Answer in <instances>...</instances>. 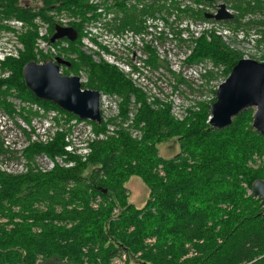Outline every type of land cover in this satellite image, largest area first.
<instances>
[{"label": "trees", "instance_id": "1", "mask_svg": "<svg viewBox=\"0 0 264 264\" xmlns=\"http://www.w3.org/2000/svg\"><path fill=\"white\" fill-rule=\"evenodd\" d=\"M233 1L241 15L264 9V0ZM60 2L86 5V0ZM123 10L124 22L142 11L132 4ZM31 37L33 32L23 37L19 58L5 61L11 75L0 80V107H9L4 96L14 89L21 99L58 109L24 84L22 68L35 60ZM208 57L226 64L227 75L240 59L218 39L200 40L194 58ZM70 65L85 66L88 88L121 95L122 111L130 96L140 102L135 118L144 124L142 138L131 139L121 130L94 142L87 159L71 168L0 174V215L20 218L0 232V264H84L85 257L90 264H110L122 254L127 256L122 264H264V206L251 193L253 182L264 180V162L257 169L247 166L253 154L264 156V136L251 126L254 110H243L221 129L208 126L207 106L178 122L166 108L151 109L115 67L79 52ZM24 119L29 122V115ZM93 126L96 132L104 127ZM170 139L178 152L161 157L157 146ZM34 149L28 159L40 151L52 154L46 145ZM132 176L148 188L142 207L128 201L125 184ZM147 238L155 240L146 244Z\"/></svg>", "mask_w": 264, "mask_h": 264}, {"label": "built area", "instance_id": "2", "mask_svg": "<svg viewBox=\"0 0 264 264\" xmlns=\"http://www.w3.org/2000/svg\"><path fill=\"white\" fill-rule=\"evenodd\" d=\"M118 1L121 2V7L117 11L111 6L112 1L87 0L86 6L78 12L76 7L63 6L60 0H0V27L16 31L14 33L0 29V80L9 77L11 73L5 64L6 59L19 57V51L25 49V45L23 47L18 42L17 33L23 31L27 37L33 32L31 41L35 63L42 64L56 58L70 63L71 60H76L77 52L82 53L94 63L115 67L135 88L145 92V101L152 109L166 108L176 120H184L187 118L188 107L198 108L196 101L183 104L182 92L187 87L185 83L193 86L190 79L198 78L201 80L199 89L213 84L215 92L228 76L224 74L222 65L215 64L208 58L188 61L199 36L206 34L209 38L219 39L228 50L239 53L243 59H251L256 53L264 52L263 45L259 48L255 46L257 41L262 40L255 29L264 27V23L258 24L260 21L264 22V9L257 14L248 11L241 15L234 9L233 0ZM5 3L8 5L4 6ZM130 4L137 11H142L137 12L135 19H129L130 23L121 21L124 5ZM220 6L224 7L231 18H215ZM9 8L22 10V20L4 18L2 11ZM206 14L210 17L206 18ZM75 25L79 26L78 31ZM55 26L73 28L76 31L75 40L63 37L51 42ZM58 73L76 76L81 91L93 90L87 87L89 79L85 66L71 69V65L68 67L59 64ZM163 73L173 75L172 80L165 79ZM96 91L99 95V124L104 126L99 132L94 131L93 125L97 123L79 119L59 108L44 110L4 96L3 102L9 107H0V156L11 161L10 167L17 169L16 171L40 166V170L46 172L57 166L71 168L76 160L85 161L95 141L116 136L120 129L126 130L131 138L139 139L143 124L134 123L139 108L135 98L130 96L125 111H122L121 95ZM198 94L197 100H203L209 105L214 102L212 99L215 100L213 97L202 98ZM187 96L196 97L192 94ZM32 112H37V115ZM27 115L29 122L24 119ZM35 125L36 134L30 135L31 140L48 141L59 135L64 150L76 157L62 154L54 158L43 156L37 159L35 156L27 159V164L22 160H14L11 156L15 147L11 139L13 131L18 128L30 131ZM97 205L94 202L91 206L97 208ZM124 260L122 254L114 261L122 264Z\"/></svg>", "mask_w": 264, "mask_h": 264}, {"label": "water", "instance_id": "3", "mask_svg": "<svg viewBox=\"0 0 264 264\" xmlns=\"http://www.w3.org/2000/svg\"><path fill=\"white\" fill-rule=\"evenodd\" d=\"M205 16L210 17L209 14ZM215 18L229 19L231 15L220 6ZM54 30L51 42L63 37L70 41L76 38V31L71 27L55 26ZM59 64L70 66L69 62L59 58L42 64L27 62L22 68L25 86L36 98L51 102L79 119L99 124L98 92L81 91L76 76L58 73ZM248 108H254L251 126L264 136V62L241 58L216 89L215 100L209 107L208 126L215 129L224 128L231 124L233 117ZM251 193L260 198L264 206V180H255ZM262 213L264 214V207Z\"/></svg>", "mask_w": 264, "mask_h": 264}, {"label": "rangeland", "instance_id": "4", "mask_svg": "<svg viewBox=\"0 0 264 264\" xmlns=\"http://www.w3.org/2000/svg\"><path fill=\"white\" fill-rule=\"evenodd\" d=\"M109 1H112L111 2V6L115 8V11H117V9H120V7H121V2L120 1H118V0H103V2H109ZM12 6H15V5L12 4ZM85 6H80V5H76V4H70L69 6H66V7H70V8L71 7H76L77 10H78V12H79V9H83ZM18 10L14 9V8H9V9H6V10L4 9L2 11V15H4V18H13V19H17V20H22V15H24L23 14V11L22 10H19L21 12V14L20 13L18 14L17 13ZM40 12H42V11H40ZM252 13L253 14H257L258 12H252ZM263 23L264 22H262V21L258 22L259 25H263ZM0 29L7 30V31H11V32H14V33L16 32L15 30L10 29L9 27H0ZM255 30H256V34H258L259 36L262 37L261 42L260 41H257L256 42V45H255L257 48H259L260 45H263L264 46V27H257ZM23 37H24V32L23 31H21L20 33H17L18 42L21 43L22 46L24 47ZM213 39H217V38H213V37H210L209 38L208 36H206V34H202L201 36H199L197 38L196 46H195L193 52L191 53L188 61L189 62H196V61H198V59L196 60L194 58V56H195V52H196V50L198 48V42L200 40H204L205 42L208 43V42H211ZM221 44L223 45L222 42H221ZM23 51H19V56L21 55V53H23ZM237 54H239V53H237ZM9 58H11V57H9ZM12 58L13 59H17L19 57H12ZM240 58H242V56H240ZM250 58L251 59H254L256 61H259V62H264V52L256 53L254 56H251ZM208 59L210 61L214 62L215 64L222 65L224 67V74H225L226 64L219 63L217 61H214L210 57H208ZM8 68H9V70L11 72V69H10L9 66H8ZM10 75H11V73H10ZM10 75H9V77H10ZM162 76L165 79H167L168 81H170V80H172V76L173 75H168V74H164L163 73ZM9 77H7V78H9ZM7 78H4V79H7ZM4 79H1V80H4ZM190 81H191V84L194 87L191 86V85H189V84H187V83H185L187 87H185V90H183V92H182V96H183V99H184L183 104L184 105L185 104H190L191 101H196L198 103V108L197 109H191L190 107H188L186 109V113H187L186 117L187 118H185L184 120L183 119L182 120H179V119L176 120L172 116L178 122H183L185 120H188L194 114H196L197 112H199L202 106L210 107V105L207 102H204L203 100H197V96H199L198 93L201 94L202 98H205L206 99V98L213 97L215 99V97H214L215 92H216V91L214 92L215 85H213V84L212 85H208L207 84V85H204V87L202 89H199V83L201 82L200 79H198V78H192V79H190ZM160 87L162 88L161 85H160ZM1 89H6L5 88V85H2L1 86ZM139 92L144 96V101H145V95H144L145 92H141V91H139ZM189 94L195 95L196 97L195 98H190L189 96H187ZM5 96H9V97H12V98L19 99L21 102L26 103L27 105L38 106V107H40V108H42L44 110H50V109H52V107H45L43 104H40V103L35 102V101H32L30 99H26L25 100V99L19 98L16 95V92H15L14 89H10L7 92V94H5ZM212 101H214V100L212 99ZM138 103H139V107H140V102H138ZM145 103H146V101H145ZM253 110H254V108H253ZM207 121H208V119H207ZM135 122L138 125L143 124L142 122L141 123L138 122L136 120V118L134 120V123ZM143 127H144V124L141 127V132H140L141 135H140V138L139 139H134V140H140L142 138V135H143ZM121 130L126 131L124 129H120L118 131V133ZM31 134H36V125L33 126L30 131H25L22 128H20V129L18 128L17 130L15 129L13 131L12 136H11V139H12L13 144L15 145V147H13V150L11 152V156H12V158L14 160H22V161H25V163L27 164L28 156L31 155V152L35 151L34 146H36V145H46V147H50V150H52V154H49V153H47L45 151H40L39 153L38 152L37 153H33L32 154V157L37 156V159H39V158H41L43 156H47V157H50V158H54L56 156H61L62 154L63 155H68V156L76 157V156H74V155H72V154H70V153H68V152H66L64 150V144H63V141L61 140V137L59 135L54 136L51 140L43 141L41 139L31 140V138H30V135ZM128 135H129V133H128ZM129 137L131 138V135H129ZM131 139H133V138H131ZM157 148H158L159 155L161 157H164V158H170V157L174 156L178 152V146H177V144L175 142V139H170V140L164 141L161 144H159L157 146ZM262 162H264V156H259L257 154H253L252 157L250 158V160L248 161L247 166L250 169H257V168H259L261 166V163ZM10 163H11V161H8V159L0 156V174H2V175L16 176V175L25 174V173H27L29 171H33V172L40 171L42 173H45V172H43V171L40 170V168H39L40 166L30 167L26 171H16L17 169L10 167ZM38 163L40 165H42L41 162H38ZM4 168L5 169H8V170H4ZM46 172H48V171H46ZM158 173H159L160 176H163V172L161 170V166L160 165L158 166ZM243 185L245 186V184H243ZM125 187H126V189L128 191V201L130 203H132L133 205H135L136 207H142L145 204V201L148 198V188L141 181V179L139 177H137V176H132L127 181V183L125 184ZM247 191H248V193L250 192L249 190H247ZM37 208H40V207H37ZM93 209H95V208H93ZM14 210H16V209H14ZM113 212L116 213V210H114ZM18 222H20V218H18V217H15L14 216L13 218H10L6 214L0 215V232L2 230H5V231L10 230L14 226V224L15 223H18ZM29 222H30V220H29ZM32 230H35V228L33 227ZM149 240H151V242H149ZM154 240H155L154 238H151V239L150 238H147V239H145L144 242H146V244H152L154 242ZM124 257L127 258L126 254H124ZM115 259L116 258L112 259L110 261V264H120L118 261H114ZM84 260H85V263L84 264H90V263H87V261H86L87 258L86 257L84 258Z\"/></svg>", "mask_w": 264, "mask_h": 264}, {"label": "bare ground", "instance_id": "5", "mask_svg": "<svg viewBox=\"0 0 264 264\" xmlns=\"http://www.w3.org/2000/svg\"><path fill=\"white\" fill-rule=\"evenodd\" d=\"M33 146V145H32Z\"/></svg>", "mask_w": 264, "mask_h": 264}]
</instances>
